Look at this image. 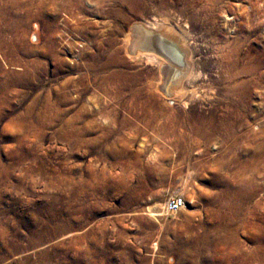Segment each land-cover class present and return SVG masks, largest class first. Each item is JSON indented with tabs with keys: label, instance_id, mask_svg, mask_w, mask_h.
I'll use <instances>...</instances> for the list:
<instances>
[{
	"label": "rangeland",
	"instance_id": "rangeland-1",
	"mask_svg": "<svg viewBox=\"0 0 264 264\" xmlns=\"http://www.w3.org/2000/svg\"><path fill=\"white\" fill-rule=\"evenodd\" d=\"M146 24L191 52L185 107L126 50ZM192 113L234 134L186 154ZM0 264H264V0H0Z\"/></svg>",
	"mask_w": 264,
	"mask_h": 264
},
{
	"label": "bare ground",
	"instance_id": "bare-ground-1",
	"mask_svg": "<svg viewBox=\"0 0 264 264\" xmlns=\"http://www.w3.org/2000/svg\"><path fill=\"white\" fill-rule=\"evenodd\" d=\"M169 31L171 29L168 30L164 26L159 28L156 25H134L130 34L126 36V50L136 60L144 61L145 64L157 65L160 76L155 83L147 85L149 94L151 90L160 92L164 97H171L172 101L181 102L185 107L187 89L181 80L186 77L189 84L195 80L193 61L191 52L187 53L185 50L184 40L181 41L179 36ZM191 92L189 91L190 95H192ZM226 92L228 93V91ZM158 109L163 114V110ZM194 113L188 114L183 125L181 124L182 126L187 125L190 137H194L193 139L189 138V142L185 146H179L184 153L192 152L198 147L199 141L209 143L213 138L220 136L228 138L234 134V124L229 116L217 117L214 113L208 115ZM155 130L165 137L171 135L169 128L164 125L155 128ZM213 168L216 171H219V168L227 169L226 165L216 167L214 164L210 166L204 162H199L193 169L201 174V172H207ZM209 216H211L210 213Z\"/></svg>",
	"mask_w": 264,
	"mask_h": 264
},
{
	"label": "built area",
	"instance_id": "built-area-1",
	"mask_svg": "<svg viewBox=\"0 0 264 264\" xmlns=\"http://www.w3.org/2000/svg\"><path fill=\"white\" fill-rule=\"evenodd\" d=\"M185 203L181 197L169 198L165 203V211L167 214H175L184 209Z\"/></svg>",
	"mask_w": 264,
	"mask_h": 264
}]
</instances>
